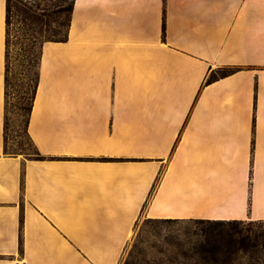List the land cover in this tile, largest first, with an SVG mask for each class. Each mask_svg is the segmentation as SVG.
<instances>
[{
  "label": "crops",
  "instance_id": "obj_1",
  "mask_svg": "<svg viewBox=\"0 0 264 264\" xmlns=\"http://www.w3.org/2000/svg\"><path fill=\"white\" fill-rule=\"evenodd\" d=\"M5 13L0 264H120L142 213L264 221V0H74L30 155L8 153Z\"/></svg>",
  "mask_w": 264,
  "mask_h": 264
},
{
  "label": "rangeland",
  "instance_id": "obj_2",
  "mask_svg": "<svg viewBox=\"0 0 264 264\" xmlns=\"http://www.w3.org/2000/svg\"><path fill=\"white\" fill-rule=\"evenodd\" d=\"M72 2L67 0L62 5L69 8ZM11 16L6 139L9 154L30 155L33 149L25 134V123L37 76L40 50L44 43L64 38L69 13L59 18L54 15L42 22H33L28 20L27 15L18 14L16 5L12 3ZM29 35H33L36 41L29 42ZM164 220L175 219H150L142 213L120 264H169L166 256L175 249L168 242L180 239L190 231L192 225L184 221L166 223Z\"/></svg>",
  "mask_w": 264,
  "mask_h": 264
},
{
  "label": "trees",
  "instance_id": "obj_3",
  "mask_svg": "<svg viewBox=\"0 0 264 264\" xmlns=\"http://www.w3.org/2000/svg\"><path fill=\"white\" fill-rule=\"evenodd\" d=\"M66 1L5 0V128L7 126V75L9 71L8 60L12 3L16 5V12L18 14L23 13L27 15L28 20H32L33 22H42V20L54 15L59 18L69 13L68 28L74 0L69 8L62 5ZM66 33L62 40L55 42H65ZM27 40L32 42V40L36 41V38L33 35H29ZM224 74V72L221 73V75ZM37 81L38 71L31 103ZM31 103L27 110L25 128L31 111ZM176 221H184L192 225V227L180 239L168 242L169 246L175 249L174 252L166 256L169 264H264V221L164 220L166 223H176Z\"/></svg>",
  "mask_w": 264,
  "mask_h": 264
}]
</instances>
